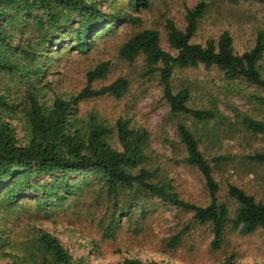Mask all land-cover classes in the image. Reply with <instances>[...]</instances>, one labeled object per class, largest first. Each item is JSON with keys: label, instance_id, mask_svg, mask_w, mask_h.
I'll return each instance as SVG.
<instances>
[{"label": "rangeland", "instance_id": "rangeland-1", "mask_svg": "<svg viewBox=\"0 0 264 264\" xmlns=\"http://www.w3.org/2000/svg\"><path fill=\"white\" fill-rule=\"evenodd\" d=\"M98 1L105 13L130 14L140 18L141 25L103 22L100 28L108 30L95 36L93 45L83 52L71 48L73 38L67 33L57 45L45 46L44 56L32 63L43 70V75H23L28 79L19 75L6 77L1 88L4 91L11 88L15 97L22 98L30 79L32 82L37 79L35 83L39 84L40 93L50 103L55 97L75 96L86 84V73L108 62V74L94 82L93 89L118 78L126 79L129 89L118 100L105 96L81 102L77 125L88 126L93 118L99 124L114 128L115 122L122 119L128 122L129 128L146 132L148 160L142 168L155 172L152 181L169 184L181 200L205 207L209 204V195L204 178L196 168L186 164V152L177 134L178 124L187 126L212 168V176L219 185L218 201L229 211L221 248H211L213 236L209 225L196 224L191 212L145 192L123 191L115 205L101 179L90 171L68 178L73 193L62 194L60 204L49 199L42 206L36 205L33 199L40 197V193L18 197L17 201H23L27 211L3 222L0 229L14 241L23 240L29 233L33 236L39 230L50 233L60 240L76 264H123L125 260L145 264H224L228 258L234 264H264V228L249 235L232 231L237 204L227 195V186L234 185L264 203V163L251 159L264 155V134H253L241 123L242 117L264 122V106L254 100L264 99V90L241 79L227 80L216 67L206 69L200 65L194 69H175L171 77L173 92L186 89L189 108L210 110L216 115L212 121L196 122L189 116L170 113L158 75L147 74L143 56L131 64L118 57L120 46L143 30H156L161 48L175 55L167 41L166 23L171 21L183 31L186 9L198 3L206 4L208 9L198 22L191 42L204 46L227 32L233 40L234 53L242 55L253 48L258 33L264 32V6L250 0H241L237 5L224 0H148V8H131L128 0ZM57 33L59 38V33L63 32ZM19 41L15 39L13 45ZM26 43L21 41V44ZM258 68L264 79V54ZM12 124L17 136L22 137L24 122L20 112ZM110 144L120 150L115 133ZM34 181L43 184L51 179L34 178ZM116 208L114 235L108 237L105 228L110 226ZM179 234V245L170 247L171 238ZM8 262V257L0 258V264Z\"/></svg>", "mask_w": 264, "mask_h": 264}, {"label": "trees", "instance_id": "trees-1", "mask_svg": "<svg viewBox=\"0 0 264 264\" xmlns=\"http://www.w3.org/2000/svg\"><path fill=\"white\" fill-rule=\"evenodd\" d=\"M224 1L237 5L241 0ZM250 1L264 6V0ZM128 5L131 8L149 6L148 0H128ZM101 7L98 0H0V225L19 212L27 211L23 201H17L18 197L31 192L40 193V197L33 199L36 205L42 206L49 199L60 204L62 194L73 193L68 178L90 171L101 179L114 204L121 192L138 190L191 212L193 222L211 227V248L218 250L223 242L229 211L225 204L218 201L219 185L212 176V168L187 126L178 124L177 134L186 152V164L196 168L204 178L209 195V204L205 207L181 200L171 191L169 184L160 185L152 181L155 172L142 168L148 160L145 153L146 132L129 128L128 122L122 119L115 122L114 128L99 124L93 118L88 126L77 125L81 102L105 96L118 100L129 89V82L124 78L93 89V83L108 74V62H102L86 73V84L75 96L55 97L50 103L40 93L39 84L35 83L37 79L33 82L30 79L22 98L15 97L11 88L6 91L1 88V82L6 77L19 75L28 79L23 75H43V70L32 63L44 56L42 51L45 46L57 45L67 33L73 38L71 48L83 52L93 45L95 36L108 30L100 28L103 22L141 25L140 18L122 12L105 13ZM207 9L204 3L186 9L183 31L171 21L166 23L167 41L175 55L161 48L156 30L134 34L118 50V57L129 64L143 56L147 74L158 75L163 99L172 115L189 116L202 123L214 120L216 115L210 110L189 108V92L186 89L173 92L171 77L175 69H194L200 65L206 69L216 67L227 80L241 79L264 90V79L258 68L264 54V32L258 33L253 48L242 55L234 53L233 40L227 32L216 41H207L204 46L194 44L191 39ZM57 32H63L59 33V38ZM27 35L30 36L28 40ZM52 38L54 41H51ZM15 39L20 40L17 45H13ZM22 40L27 43L21 44ZM254 100L264 106V99L257 97ZM19 112L24 122V134L20 138L12 124ZM241 123L253 134H264V122L242 117ZM114 133L120 150L110 144ZM251 159L264 163V155ZM135 169L138 170L134 172ZM46 177L51 181L43 184L33 182L34 178ZM227 195L237 204L231 222L232 231L249 235L264 228V203L257 202L234 185L227 186ZM116 211L117 208L112 214L110 226L105 228L108 237L114 235ZM33 236L29 233L23 240L14 241L4 229H0V258L8 257L7 264H76L73 256L52 234L39 230ZM180 239L181 234L172 237L170 247L178 246ZM18 244L20 248L16 247ZM123 264L145 263L125 260ZM224 264L234 263L228 258Z\"/></svg>", "mask_w": 264, "mask_h": 264}]
</instances>
